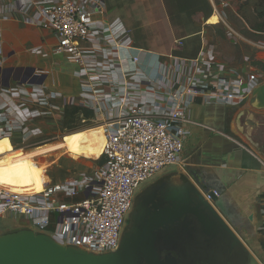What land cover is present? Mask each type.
I'll use <instances>...</instances> for the list:
<instances>
[{"label": "built area", "instance_id": "1", "mask_svg": "<svg viewBox=\"0 0 264 264\" xmlns=\"http://www.w3.org/2000/svg\"><path fill=\"white\" fill-rule=\"evenodd\" d=\"M14 6L21 14L34 13L36 24L53 35V53L76 67L80 93L65 98L59 106L56 96L41 86L15 83L10 92L19 98L31 97L40 117L63 115L68 109H77L80 115L90 112L103 130L105 161L93 169L90 178L75 182L68 190L71 197L83 195L74 204L51 207L46 188L30 196L0 186V221L24 218L28 229L62 246L97 255L114 252L140 186L181 163L186 125H199L188 120V107L196 98L222 104L244 101L251 96L255 80L252 76L245 80L224 67L172 56L158 62L151 79L141 70L139 56L128 53L124 23L107 18L102 0H11L0 5V13ZM227 7L225 1L213 5V15L223 23ZM226 27L233 41L240 38ZM255 46L264 50L263 45ZM124 53L129 58L126 66ZM183 63L187 71L182 75ZM23 135L24 122L18 111L0 105V139H9L15 147ZM198 190L214 206L210 193H218ZM261 229L264 232V223ZM258 261L264 264V259Z\"/></svg>", "mask_w": 264, "mask_h": 264}, {"label": "crops", "instance_id": "2", "mask_svg": "<svg viewBox=\"0 0 264 264\" xmlns=\"http://www.w3.org/2000/svg\"><path fill=\"white\" fill-rule=\"evenodd\" d=\"M9 1L0 0V5ZM17 1L23 3L27 0ZM225 1L228 7L223 10L226 20L223 23L212 13L218 0H102L107 18L124 23L128 31L125 41L128 53L139 56L141 70L151 79L156 75L158 62L172 56L224 67L245 80L252 76L256 88L264 84V50L255 46L264 45V33L251 30L239 17L236 0ZM37 22L34 13L28 16L21 14L15 6L8 13H0V68L34 69L35 75L44 76L39 86L56 96V104L62 106L65 98L80 93L77 69L64 56L53 53V35L39 27ZM226 25L240 36L238 40L233 41ZM128 53L123 55L125 66ZM179 69L182 75L186 74V64L183 63ZM5 83L1 78L0 105L18 111L24 122L25 135L37 137L42 134L43 126L50 123L51 118L39 116L31 97L22 95L19 98L16 93L10 92L15 82L10 81L9 87H4ZM53 116L57 118L62 114ZM186 116L199 125H186L181 163L163 171L157 176L158 181L179 179L191 183L197 190L214 189L242 221L252 216L250 222L254 233L251 243L258 249L259 259H264V232L261 229L264 223V110L254 107L251 96L241 102L226 104L196 98L188 107ZM90 117L91 113L86 121L80 120L82 123L77 128L100 127ZM53 132L57 134L58 131ZM64 136L56 135L54 144L32 152L18 151L17 155H27L29 162L35 166V177L27 181V187L38 193L41 191L38 156L44 159V155L53 153L52 156L57 157L56 152L63 147L70 151L82 148L81 132ZM62 139V143H57ZM3 140L7 142V139ZM100 150L88 153L98 154L95 159L78 158L91 161L90 167L78 165L67 168L58 163L60 157L52 161L45 172V188L50 192L48 203L51 207L82 200L83 195L77 194L74 196L78 197L76 202L62 203L57 196L71 197L68 190L74 183L91 177L93 169L105 161L104 151ZM58 154L69 155L63 151ZM54 170L58 176L56 182ZM56 187L60 190L56 191ZM19 220V228H28L27 220Z\"/></svg>", "mask_w": 264, "mask_h": 264}, {"label": "water", "instance_id": "3", "mask_svg": "<svg viewBox=\"0 0 264 264\" xmlns=\"http://www.w3.org/2000/svg\"><path fill=\"white\" fill-rule=\"evenodd\" d=\"M34 72L0 68V80L4 87L10 81L39 86L44 76ZM251 101L264 110V84L252 91ZM216 192L210 193L212 206L189 182L159 180L136 195L114 252L65 247L25 229L0 234V264H259L233 229L242 219Z\"/></svg>", "mask_w": 264, "mask_h": 264}, {"label": "rangeland", "instance_id": "4", "mask_svg": "<svg viewBox=\"0 0 264 264\" xmlns=\"http://www.w3.org/2000/svg\"><path fill=\"white\" fill-rule=\"evenodd\" d=\"M222 1H225V0H218V2L215 3V5H219ZM236 1L238 3V8H239L237 10V13H238L239 17L242 18V20L246 23V25L249 28H250V25L248 24L247 19H249V21L251 23H255V24L260 23L258 21V19H256L255 16H253V11L257 10V11L261 12L262 11L261 7L257 6V4L253 0H249V1L236 0ZM226 5H228L227 2H226ZM223 17L225 20L224 15H223ZM66 112L67 113L63 114L61 117L56 118V116L55 117L51 116L50 118L52 121H50V123H47L46 125L43 126L44 132L40 135H36L37 137H35L31 134L23 135L24 137L22 138V140H20L23 142L17 141L15 143L16 144L15 147L12 145L13 148L17 149V150L32 152V151H35V150H37V148H40L42 146H45L48 144H53L56 142V139L54 138V137H56V135L61 137V136H64L66 134H69V133L80 131L82 128H80V127L77 128V127L80 126V124L82 123V122H80V120H82V116L84 118H87V116H89V114H90L87 111H82L81 115H80V112L72 110V109H70V110L68 109ZM51 122L54 124L52 125ZM47 129H51V130H47ZM53 131H58V132L56 134ZM58 157L61 158L60 161H58V163H60L61 165L64 164V167H67V168L72 167V166H78V165L90 167V165L92 164L91 161H86L84 159L73 160L68 155H60ZM57 158L55 156H50V157H47L44 159L42 157H40V158H38V162L41 164H44L46 166V170H45V172H46L48 167H50L52 161L56 160ZM62 169H64V168H62ZM47 173L51 174V172H47ZM55 173H56V171L54 170L53 171L54 182H56L57 178H58V176ZM64 173H66V172H64ZM58 174H60V173L58 172ZM45 175H46V173H45ZM159 175H157V176H159ZM157 176L155 178L145 182L144 184H142L140 186L137 194L139 192L143 191L146 187L151 186L154 183L158 182ZM57 198L62 203H64V202L74 203L78 200V197H67L64 195H58ZM19 219H21V218H19V217H17V218L6 217V219L1 220L0 221V234L28 229L27 227L26 228H19V226H18L19 225L18 223L20 222ZM244 243L248 246V242L244 241ZM253 254L256 258H258V260H259V258H261L259 253L253 252Z\"/></svg>", "mask_w": 264, "mask_h": 264}, {"label": "bare ground", "instance_id": "5", "mask_svg": "<svg viewBox=\"0 0 264 264\" xmlns=\"http://www.w3.org/2000/svg\"><path fill=\"white\" fill-rule=\"evenodd\" d=\"M76 132H81L83 134V137L81 139L82 148L79 151H70L68 150V148L63 147L62 149H59L56 152L57 154L55 155L60 156L58 153L63 151L64 153L69 154L68 156L75 160L79 157L95 159L98 154L93 155L88 153L98 152V150L103 149L105 137L102 128L95 127ZM3 139H0V186L8 191L22 193L23 195L31 196L43 193L45 190V183H47V178L45 176L46 166L41 163L39 165V180L41 191L38 193V191L27 187L28 185L26 184L27 181H32L35 177L34 164L29 162L27 155H17L18 151L22 150L14 149L9 139H7V142H4ZM63 139L57 143H62ZM101 152L102 150H100L99 154ZM52 155L54 154L50 153V155L44 156L47 158Z\"/></svg>", "mask_w": 264, "mask_h": 264}, {"label": "flooded vegetation", "instance_id": "6", "mask_svg": "<svg viewBox=\"0 0 264 264\" xmlns=\"http://www.w3.org/2000/svg\"><path fill=\"white\" fill-rule=\"evenodd\" d=\"M13 74L14 73H12L11 71L6 72V76H9V78H11L13 76ZM237 224L238 225L236 227H233V229L235 230L236 233H238L241 236L242 241L244 240V241L248 242V246L246 244H244L246 246V248L252 254H253V252L258 253V249H256L255 246L253 245V243H251V242H253L254 227L251 225V222L249 221V219L246 221H242V220L237 221Z\"/></svg>", "mask_w": 264, "mask_h": 264}, {"label": "trees", "instance_id": "7", "mask_svg": "<svg viewBox=\"0 0 264 264\" xmlns=\"http://www.w3.org/2000/svg\"><path fill=\"white\" fill-rule=\"evenodd\" d=\"M249 1V0H244ZM257 6L261 7V12L255 10L253 11V16L260 22L259 24L251 23L249 19H247L248 24L250 25V29L256 32H264V0H253ZM77 111V109H72ZM67 112H65L66 114Z\"/></svg>", "mask_w": 264, "mask_h": 264}]
</instances>
